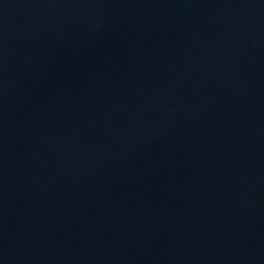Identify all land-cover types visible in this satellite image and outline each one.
<instances>
[{
	"label": "water",
	"instance_id": "95a60500",
	"mask_svg": "<svg viewBox=\"0 0 264 264\" xmlns=\"http://www.w3.org/2000/svg\"><path fill=\"white\" fill-rule=\"evenodd\" d=\"M0 264H264V0H0Z\"/></svg>",
	"mask_w": 264,
	"mask_h": 264
}]
</instances>
